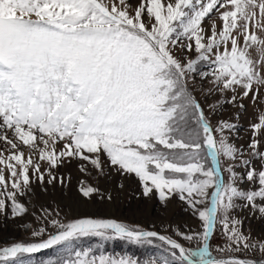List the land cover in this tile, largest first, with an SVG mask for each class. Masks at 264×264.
<instances>
[{
	"label": "snow or ice",
	"instance_id": "1",
	"mask_svg": "<svg viewBox=\"0 0 264 264\" xmlns=\"http://www.w3.org/2000/svg\"><path fill=\"white\" fill-rule=\"evenodd\" d=\"M248 101L259 115L237 144ZM226 106L234 116L218 118ZM73 166L96 179L77 187L85 204L114 202L125 187L114 178L134 175L143 198L162 212L178 199L200 228L168 235L89 213L62 222L42 205L45 225L0 245V264L54 247L62 255L41 264H264L214 257L210 241L219 225L218 252L264 257L244 226L264 222V0H0V231L22 226L24 198L68 188L61 169ZM93 237L158 240L162 254L76 246Z\"/></svg>",
	"mask_w": 264,
	"mask_h": 264
},
{
	"label": "rangeland",
	"instance_id": "2",
	"mask_svg": "<svg viewBox=\"0 0 264 264\" xmlns=\"http://www.w3.org/2000/svg\"><path fill=\"white\" fill-rule=\"evenodd\" d=\"M203 103V97H201ZM212 97L208 98V103H214ZM205 108L207 105L205 104ZM235 110L231 106H226L220 113L218 118L229 119L233 117ZM259 109L253 107L252 102L246 103L245 110L241 113L239 123L241 128L239 130V137L236 139V143L240 144L246 140L247 130L252 120L258 118ZM61 172L67 176L70 172L72 180L68 188L63 192H57L54 195H39L33 197L31 201L27 198L23 199V203L28 207V214L24 215L22 226L9 225L5 231H0V245H4L8 241H20V240H33L31 236L32 230H38L39 227H43L46 221L43 219L41 206L48 208L50 212L55 214L59 212V219L62 222H67L75 216L82 215L84 213L96 214L102 218H115L120 222L128 223L130 225H139L145 229L155 230L161 234L171 235V229L179 228L181 231L187 232L190 229L200 228L199 221L192 217L189 212L185 211V205L178 199L172 200L168 208L161 211L159 201L153 197L152 199H145L140 195L141 188L138 183V178L126 177L121 180L119 177H115L117 184L124 183V189L119 192H114V202L112 203H100L99 198H96L97 202L85 204L77 199V187L80 181L87 183H96L95 177L86 176L78 171L73 166L68 170L61 169ZM111 187V184H109ZM40 217V219H38ZM245 229L251 227L252 235L255 239L264 241V222L258 221L251 215L245 217L244 220ZM27 229V230H26ZM53 231L50 224L47 225V232ZM214 236L210 237L211 250L214 257L223 256H239L248 259H261L259 248L255 252L249 250H241L238 252H225L221 254L216 249L217 247H224V238L221 235L220 227H215ZM188 247L196 246V242H184ZM160 242L154 241L152 245H136L129 243L126 240L114 239L111 241H101L99 238H84L77 242V247H90L99 254L104 252L106 255L120 258L121 256L131 257L139 261H144L149 258H156L162 254L160 248ZM62 253L58 248H51L46 253L25 255V260H30L32 264H41L43 260L49 258H55Z\"/></svg>",
	"mask_w": 264,
	"mask_h": 264
},
{
	"label": "water",
	"instance_id": "3",
	"mask_svg": "<svg viewBox=\"0 0 264 264\" xmlns=\"http://www.w3.org/2000/svg\"><path fill=\"white\" fill-rule=\"evenodd\" d=\"M146 230H150V229H146ZM224 258H226V259H248V258H243V257H239V256H226ZM253 260H257L258 261L259 259H253Z\"/></svg>",
	"mask_w": 264,
	"mask_h": 264
},
{
	"label": "trees",
	"instance_id": "4",
	"mask_svg": "<svg viewBox=\"0 0 264 264\" xmlns=\"http://www.w3.org/2000/svg\"><path fill=\"white\" fill-rule=\"evenodd\" d=\"M48 250H49V249L44 250V251H42V252H40V253H38V254L46 253V252H48ZM38 254H35V255H38Z\"/></svg>",
	"mask_w": 264,
	"mask_h": 264
}]
</instances>
